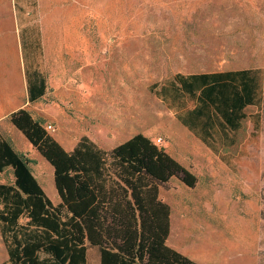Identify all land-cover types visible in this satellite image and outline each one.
<instances>
[{
	"label": "rangeland",
	"instance_id": "374dc122",
	"mask_svg": "<svg viewBox=\"0 0 264 264\" xmlns=\"http://www.w3.org/2000/svg\"><path fill=\"white\" fill-rule=\"evenodd\" d=\"M11 27L45 74L35 102L22 75L15 80ZM238 69L262 75L260 103L244 110L237 129L222 131L225 146L216 130L204 135L209 145L193 143L161 100L163 83ZM0 98V118L22 104L66 151L84 137L104 150L137 133L150 137L197 176L194 188L175 176L159 186L170 206L167 244L200 264H264V0H0ZM0 134L60 203L53 166L9 117ZM13 172H1L0 182L13 184ZM2 237L0 229V264L8 261ZM88 254V264H100L98 247Z\"/></svg>",
	"mask_w": 264,
	"mask_h": 264
},
{
	"label": "trees",
	"instance_id": "16d2710c",
	"mask_svg": "<svg viewBox=\"0 0 264 264\" xmlns=\"http://www.w3.org/2000/svg\"><path fill=\"white\" fill-rule=\"evenodd\" d=\"M27 42L21 43L28 100L35 102L47 83L26 51ZM251 70L191 73L187 78L193 82L183 85L201 86L234 124L227 110L238 109L243 118L249 104L260 103L262 86L242 82L239 88L218 80L232 81ZM226 94L235 97L228 100ZM9 120L53 166L61 202L50 199L25 155L0 134V173L8 167L14 171L13 184L0 182V229L8 251L3 264H88L89 245L99 248L100 264H200L167 244L170 206L158 198L159 186L172 177L194 188L197 176L150 137L137 133L111 150L84 137L66 151L26 108L12 111Z\"/></svg>",
	"mask_w": 264,
	"mask_h": 264
},
{
	"label": "crops",
	"instance_id": "0c3cea01",
	"mask_svg": "<svg viewBox=\"0 0 264 264\" xmlns=\"http://www.w3.org/2000/svg\"><path fill=\"white\" fill-rule=\"evenodd\" d=\"M14 0H11V5L13 6ZM12 11V10H11ZM12 16V12H11ZM13 25V24H12ZM11 47H12V60L15 64V68H17L18 77L15 79L18 81L19 76L22 75L23 78V89L24 92L27 90V81H26V70L23 64V54L21 50V36L19 33L14 34L13 29L11 27ZM20 71H22L20 73ZM227 71V70H224ZM233 71V70H228ZM23 73V74H22ZM235 80L230 79H221L219 78L218 82H226L228 86H237L241 87V83L246 84H260L262 86V75L258 71L251 70L245 75L235 74ZM188 75H184V77H174L169 79L167 82L163 83L161 88V100L167 104V106L173 110V114L176 117V121L179 127L186 130L188 133L193 136V143L197 145H209L210 142L204 137V135L211 130L220 131L219 136L215 137L217 143L219 145H226L228 141L226 140L227 133L231 132L234 129H237L239 126L240 119L238 116L242 113L240 110L228 109L226 115L230 116L234 120V124L227 121L224 116V111H218L215 108V104L211 102L210 97L206 94V92H202V87L198 86L197 88L187 89L185 88L184 81L186 83H191L194 79ZM193 82V81H192ZM26 91V92H27ZM23 92V93H24ZM14 95V92L12 93ZM216 95V93H214ZM213 95V96H214ZM15 96V95H14ZM24 96V95H23ZM28 96V92H27ZM235 97V94H226V99L231 100ZM4 100V99H3ZM0 98V105L1 102ZM24 103V102H23ZM22 105V104H21ZM18 105L16 107H12L9 113H5L1 118L0 122L9 117V114L22 106ZM255 104H249L247 107H250ZM246 107V108H247ZM245 108V109H246ZM222 131L226 133V136L222 133ZM190 138L186 137L185 142L183 144V149L187 152H191L192 147L190 146ZM195 151V150H193ZM198 150L196 149V153Z\"/></svg>",
	"mask_w": 264,
	"mask_h": 264
},
{
	"label": "built area",
	"instance_id": "2783aa9c",
	"mask_svg": "<svg viewBox=\"0 0 264 264\" xmlns=\"http://www.w3.org/2000/svg\"><path fill=\"white\" fill-rule=\"evenodd\" d=\"M52 128V126L51 125H48V129H51ZM157 142H159V143H161L162 142V139H157Z\"/></svg>",
	"mask_w": 264,
	"mask_h": 264
}]
</instances>
